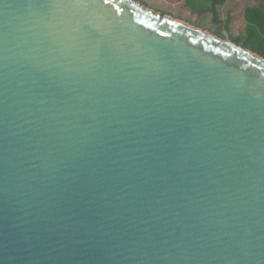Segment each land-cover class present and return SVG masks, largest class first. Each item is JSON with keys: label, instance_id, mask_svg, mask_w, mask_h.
<instances>
[{"label": "water", "instance_id": "obj_1", "mask_svg": "<svg viewBox=\"0 0 264 264\" xmlns=\"http://www.w3.org/2000/svg\"><path fill=\"white\" fill-rule=\"evenodd\" d=\"M0 264H264V57L137 0H0Z\"/></svg>", "mask_w": 264, "mask_h": 264}, {"label": "rangeland", "instance_id": "obj_2", "mask_svg": "<svg viewBox=\"0 0 264 264\" xmlns=\"http://www.w3.org/2000/svg\"><path fill=\"white\" fill-rule=\"evenodd\" d=\"M145 7L173 18L180 19L198 29L208 31L210 34L227 39L230 42L247 47L258 44L254 38L249 40L244 19L243 5L245 0H223L228 2L222 13L219 4L212 5L211 0H137ZM264 10V2L261 0ZM214 6V9L211 7Z\"/></svg>", "mask_w": 264, "mask_h": 264}, {"label": "trees", "instance_id": "obj_3", "mask_svg": "<svg viewBox=\"0 0 264 264\" xmlns=\"http://www.w3.org/2000/svg\"><path fill=\"white\" fill-rule=\"evenodd\" d=\"M217 1L214 3L217 4ZM243 13L249 40L255 38L258 41V44H251L246 48L264 57V10L260 7L259 1L251 0L247 2Z\"/></svg>", "mask_w": 264, "mask_h": 264}, {"label": "crops", "instance_id": "obj_4", "mask_svg": "<svg viewBox=\"0 0 264 264\" xmlns=\"http://www.w3.org/2000/svg\"><path fill=\"white\" fill-rule=\"evenodd\" d=\"M249 1H251V0H245L246 3H245V5H243V8L247 5V2H249ZM211 2H212V5H215V3H214L215 0H211ZM216 3L219 4L221 13H222V10L224 11L228 5V2L226 3L223 0H218ZM260 4H261V2H260ZM260 7H261V5H260ZM211 8L214 9V6H212Z\"/></svg>", "mask_w": 264, "mask_h": 264}, {"label": "snow or ice", "instance_id": "obj_5", "mask_svg": "<svg viewBox=\"0 0 264 264\" xmlns=\"http://www.w3.org/2000/svg\"><path fill=\"white\" fill-rule=\"evenodd\" d=\"M106 2H107V0H106Z\"/></svg>", "mask_w": 264, "mask_h": 264}]
</instances>
